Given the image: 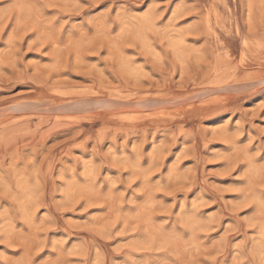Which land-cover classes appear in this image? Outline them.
<instances>
[{
  "label": "rangeland",
  "instance_id": "374dc122",
  "mask_svg": "<svg viewBox=\"0 0 264 264\" xmlns=\"http://www.w3.org/2000/svg\"><path fill=\"white\" fill-rule=\"evenodd\" d=\"M0 264H264V0H0Z\"/></svg>",
  "mask_w": 264,
  "mask_h": 264
}]
</instances>
